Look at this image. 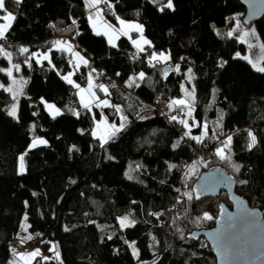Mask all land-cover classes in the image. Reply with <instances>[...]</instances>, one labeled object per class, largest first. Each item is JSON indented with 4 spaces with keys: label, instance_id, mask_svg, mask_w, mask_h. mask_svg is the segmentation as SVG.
<instances>
[{
    "label": "trees",
    "instance_id": "16d2710c",
    "mask_svg": "<svg viewBox=\"0 0 264 264\" xmlns=\"http://www.w3.org/2000/svg\"><path fill=\"white\" fill-rule=\"evenodd\" d=\"M109 2L117 16L143 25V36L152 48L145 46L147 51L138 53L132 40L140 34L133 31L129 36L121 35L117 46L107 49L90 35L85 0H23L19 6L6 0L8 10L17 18L0 44L12 53V63L21 65L28 81L20 98L19 123L7 115L14 102L11 95L0 89V264H9L14 257L10 243L19 241L25 214L31 225L29 234L38 238L39 246L47 252L55 244L63 264H217L200 233L215 226L223 204L232 208L230 198L222 193L215 199H195L200 176L217 168L235 180L237 195L264 211V74L257 73L246 60L233 59L237 52L245 56L247 46L226 35L234 16L242 13L244 21L246 11L240 0H173L175 11L165 9L163 13L159 7L166 0ZM99 7L105 20L118 28L112 10L105 4ZM252 26L264 44V18ZM56 40L71 42L89 65L81 64L77 69L74 63L69 64L72 56L59 51L52 52L55 69L47 61L42 62L43 67L35 60L31 68L25 65L21 47L30 53L46 52ZM152 51L170 52L169 64L179 65L180 73L171 71L165 77L168 65L150 67L147 53ZM222 60L228 61L224 68L218 66ZM8 64L0 56V67ZM93 68L97 70L92 73L98 77L96 83L109 88L111 96L107 98L123 109L129 121L126 129L103 147L91 135L92 113L81 108L77 89L62 79L73 72L74 81L85 87ZM188 68L196 77L193 116L201 126L208 125L203 143L191 140V147L185 145L188 137L182 139L177 131L180 124L171 122L168 115L185 117L179 111L169 112L163 99L182 98L180 84L186 81ZM139 72L145 73L140 87H127L129 77ZM94 90L100 99L106 98ZM41 97L64 115L53 120L40 103ZM70 108L81 112L79 119L72 116ZM102 112L110 123H120L114 109L93 107L97 119ZM33 123L34 133L30 131ZM248 131L258 141L251 151ZM191 135L201 136L202 127H193ZM34 136L45 138L48 145L28 152L26 171L19 174V157ZM228 136H232L231 162L215 155ZM73 145L78 150L72 149ZM203 151L207 158L190 171L200 160L194 152ZM109 156L114 159L109 160ZM170 164L176 167L170 169ZM233 164L240 166L239 172ZM137 165L141 167L137 169ZM130 166L132 180L125 176ZM186 192H193L192 201L182 195ZM180 205L182 216L176 211ZM205 212L214 219L198 222ZM125 215L136 224L122 230L117 218ZM66 226L71 230L65 231ZM125 241L135 242L139 259Z\"/></svg>",
    "mask_w": 264,
    "mask_h": 264
},
{
    "label": "snow or ice",
    "instance_id": "6c2138e0",
    "mask_svg": "<svg viewBox=\"0 0 264 264\" xmlns=\"http://www.w3.org/2000/svg\"><path fill=\"white\" fill-rule=\"evenodd\" d=\"M150 2L155 3L156 0H150ZM12 3H14L16 6H19L23 3V0H12ZM105 4L107 7L112 10V15L115 16L116 21L119 25V28H116L113 24L108 23L107 21L103 22V28L104 31H101L97 28L96 21L101 19V13L102 9L99 7V5ZM85 6L88 8L90 14H89V21L91 24V27L93 29V32L97 36H107L108 37V43L112 47H116L115 40L119 38V35H125L128 36L129 32L135 31L140 34L139 39L132 40L133 46L137 49L138 53H145L147 49L144 46H147V48H152L153 45L151 41H149L147 38L143 36L144 27L142 24L134 23L125 21L120 16H117L114 11V6L109 2V0H85ZM165 9L175 11V7L173 4V0H166V3H162L159 7V11L163 13ZM94 10V11H93ZM0 13H3V15H0V21H4V23H0V41H4L7 38V34L9 33L13 22L16 20V15L8 10L6 0H0ZM138 14V13H137ZM232 19H236L233 17ZM72 24L75 25L76 21L73 20ZM213 30L215 31L217 36H220L221 33L219 30L216 29L215 25H212ZM241 32V26L239 21H236V24L233 28H231L227 32V37L229 38H235L240 43H244L246 38L249 36H256V32L254 29L251 31H243L240 35H236L237 33ZM79 35V33H77ZM131 38V37H129ZM258 39V37H257ZM143 45V46H142ZM253 47V45L249 44V48ZM260 48L264 50V44L260 45ZM53 51H59L61 53H68L70 54L76 61L79 63H76L74 66L78 69L80 65L88 66L89 61L81 55L79 51L75 50L74 45L71 42L68 41H62V40H56L53 42L52 47L49 48L46 52H31L26 47H21L19 49V52L21 55H26V59L24 61L25 65H27L29 68L32 67V60H35L37 64H40L41 67H43V61H47V63L55 69V64L53 63ZM148 55V64L150 67L155 68L160 63L168 64L171 60V53L168 52H155L152 51L150 53H147ZM0 56H3L5 59L9 62V67L3 68L0 67V73H4L7 75V77L11 80V84L5 85L0 84V89H4L5 92H8L11 95L12 100L14 103L12 104L11 108L7 111V115L14 120H16L18 123L20 122V116H19V100L18 97L24 95L23 92V86L27 83V80L24 79V77H20V79H16V77L13 75V72L19 73L21 71V65L17 63H12V53L8 52L5 47L0 44ZM183 59V57H181ZM233 59H243L246 60L251 67L257 72L264 74V61H253L248 56H241L239 52L235 54ZM228 63L226 60H222L219 63L220 68H224L225 65ZM69 64L72 65L73 61L69 60ZM176 73H180L181 69L179 65H175L173 69ZM96 69H91V71L88 73L87 76V87H81L79 83H76L72 76L74 73L69 72L62 76V79H64L69 85L76 88L77 96L79 97V104L81 108L86 110L89 113H92V119L94 123V128L91 132V135L93 138H96L100 141V146L103 147L105 144H107L110 140H113L120 132L124 131L126 127L128 126V117L127 115L123 114V109L116 104L111 103L109 99H100L96 91L94 89H98L100 92H103L106 97H110L111 93L109 92V88L104 85L103 83H95V79L98 77H93L92 73H95ZM99 75H103V73H100ZM116 75H120V73H117ZM165 77L167 76V72H165ZM195 74L193 73L191 68L187 69L186 73V79L189 85H191V88L187 87L184 83L180 84V89L182 92H184L183 98H173L165 102L166 107L168 108L169 112L172 111H179L182 113V115L185 118H178L177 115H168V118L171 122H176L182 125V127L186 130L183 132V136L181 137H188L189 139L195 141L196 143H203V137L207 136L208 131V125L205 122L202 126L199 121L195 119L193 116V112L195 111V103H196V87L193 81L195 80ZM145 79V73L139 72L137 75L129 77L128 81L126 82V86L131 88L133 86L139 88L140 83L143 82ZM112 87H115L113 84ZM215 91V90H213ZM40 103L44 105L45 110L49 113L51 118L53 120L57 119L60 116L64 115V112L57 108L54 104L48 103L43 97L40 98ZM93 107L96 108H112L114 109V112L119 114L120 123H109L108 118L106 115L103 114V112L100 114V118H96V114L93 113ZM68 111L74 116L76 119H79L81 116V112L76 109H68ZM167 114V113H166ZM33 116L37 115V113L33 112ZM141 120L146 119V117L140 116ZM189 119L192 120V123L189 124ZM220 119H223V114H221ZM193 127H202V135L201 136H193L191 135L192 128ZM30 131L33 133L36 131V125L33 123L30 127ZM80 134H84V130L80 129ZM248 137H249V143H248V150L251 151L256 145H257V137L252 131H248ZM219 139V137H216ZM231 144H232V136H228L225 140L221 141V147L216 148L215 155L221 160V161H227L231 162ZM48 141L40 136H34L31 140V143L28 145L27 150L19 157L20 160V168L19 173L24 174L25 172V166H24V159L25 156L28 155V152L40 147V146H47ZM178 147V143L173 145V148ZM72 149H75V145L72 146ZM78 150V149H75ZM109 160L114 159L113 157L109 156ZM203 157L200 158L199 161L194 163L190 166L191 169H194L196 167L197 163H203ZM206 166V165H205ZM234 170L239 172L240 166L239 165H232ZM141 166L137 165L136 168L139 169ZM176 165L170 164L169 168H174ZM131 166L129 172H125V176L127 179L132 180L134 177L130 174L131 172ZM72 184H75V180H71ZM241 183H245V181H241ZM202 188L207 187V183L205 185L201 186ZM176 191H180L177 189ZM33 195H36V193H33ZM182 195L187 197V200L190 202L193 200V192H186ZM195 199H200V193L197 191L195 194ZM180 203L181 201H177ZM135 203V201H133ZM25 205L27 206V202H25ZM223 209V206H221ZM223 215V212H222ZM257 216V213L253 211H249L243 206V202H241V212L238 214L237 217H232L231 215L228 216V220L231 221V223H228L226 226H224L218 233L213 234L214 238L216 240V246L218 250L219 256L224 261H232L237 257H255L259 259L260 257H264V248H260L256 245L254 241V237L249 236L245 240L241 241L239 236L237 235L240 226L241 225H251L255 223V217ZM214 217L210 215L209 213L205 212L202 217H198V222L201 220H207L211 221ZM24 220L27 221V215L25 214ZM117 222L120 225V228L126 229L129 227H134L136 224L135 220H132L129 218V215H125L122 217L117 218ZM95 223V222H91ZM31 225H27L24 227V231L27 232V229L30 228ZM65 231H70L71 229L67 226L64 229ZM103 230V228H101ZM39 235V234H37ZM33 239V236L31 234H28L26 236L19 237V242L21 246H23L27 241H31ZM108 239L111 240L112 236H108ZM155 239V238H153ZM103 242V240L101 241ZM129 245L130 248L133 250V255L139 259V250L135 247V242L129 243L128 241H125ZM57 246H53L50 251H55ZM12 254L14 256V260L10 261L9 264H33V261H36L37 264H40L41 261H47L50 258L47 256H43L39 248L34 249L31 252H20L17 251L15 248L11 249ZM56 259H60V254L58 251H55ZM39 258V260L37 259ZM61 264L63 262L61 261Z\"/></svg>",
    "mask_w": 264,
    "mask_h": 264
},
{
    "label": "water",
    "instance_id": "95a60500",
    "mask_svg": "<svg viewBox=\"0 0 264 264\" xmlns=\"http://www.w3.org/2000/svg\"><path fill=\"white\" fill-rule=\"evenodd\" d=\"M159 1L161 0H156V2ZM240 3L246 11L244 24L247 27L257 24L262 18H264V0H240ZM174 67V64L166 67L164 73L174 71ZM205 183H207V187L202 188L201 186L205 185ZM195 187L200 193V197L203 198L215 199L219 198L222 193H226L232 204V208L223 204V209H220L215 226L212 229L200 233V235L204 237L206 243L210 246L217 264H264V257H260L259 259L255 257H237L232 261H224L218 254L216 240L213 235L218 233L228 223H231V221L228 220L229 215L234 218L238 216L241 212V202H243L244 208L257 213V216L255 217L254 224L241 225L237 235L241 241L252 236L254 237L256 245L260 248H264V211L252 207L246 199L237 195L235 180L220 168L203 173L198 179Z\"/></svg>",
    "mask_w": 264,
    "mask_h": 264
},
{
    "label": "rangeland",
    "instance_id": "374dc122",
    "mask_svg": "<svg viewBox=\"0 0 264 264\" xmlns=\"http://www.w3.org/2000/svg\"><path fill=\"white\" fill-rule=\"evenodd\" d=\"M0 15H3V14H0ZM242 16H243V14L241 13V14H238V15H236V16H234L236 19H234L233 20V26L231 27V28H233L234 26H235V24H236V21L238 20L239 21V23H240V26H241V32L240 33H237L236 35H240L243 31H251L252 29H254L255 30V32H256V36L255 37H253V36H249L248 38H246V40H245V42H244V44L247 46V53H246V55L245 56H248L249 58H251L253 61H264V50H262L261 48H260V45H262V42H261V39H260V36H259V34H258V31H257V28L255 27V26H251V27H247L245 24H244V21H243V19H242ZM0 23H4V21H0ZM97 28L99 29V30H101V31H104V28H103V24H100L99 26H97ZM230 30V29H229ZM90 35L93 37V38H96V39H98V40H104L105 41V46H107V47H111L110 45H109V43H108V37L107 36H104V35H101V36H97V35H95L94 34V32H93V30L90 32ZM120 36L121 35H119V38H120ZM257 37H258V39H257ZM118 38V39H119ZM118 39H116L115 40V44H117V41H118ZM249 44H251V45H253V47H251V48H249ZM68 54V53H67ZM68 55H70V54H68ZM241 56H243V55H241ZM73 58V57H72ZM73 63H74V65L76 64V63H79L78 61H76L74 58H73ZM169 63H170V61H169ZM166 64V65H168V66H170L171 64ZM162 64H165V63H163L162 62ZM10 65L8 64L6 67H4V68H7V67H9ZM81 66V65H80ZM73 73V72H72ZM2 74H4V73H2ZM13 75L16 77V79H20V77H24V79L25 80H27L28 81V76L26 75V74H24L23 72H22V70L19 72V73H16L15 71L13 72ZM72 79H73V76H72ZM74 80V79H73ZM95 83H96V80H95ZM0 84H5L6 86L7 85H9V84H11V80L7 77V75L6 74H4V77H2V76H0ZM27 84V83H26ZM26 84L23 86V92H24V90H25V86H26ZM184 84L187 86V87H189V88H191V85H189L188 84V82H187V79H186V81L184 82ZM81 87H84V86H81ZM85 87H87V85L85 86ZM183 93V95H182V98L184 97V92H182ZM23 96V95H22ZM22 96H19L18 97V100H19V104H20V98L22 97ZM104 99H109V98H104ZM110 100V99H109ZM14 103V102H13ZM109 122V121H108ZM110 123V122H109ZM207 153H206V151H203V152H199V154H198V158L200 157H203V159H206L207 158ZM21 156V155H20ZM199 158V159H200ZM198 161V160H197ZM24 166H25V171H26V165H25V159H24ZM19 168H20V160H19V163H18V172H19ZM25 173V172H24ZM20 174V173H19ZM183 214H184V211H183ZM183 214H177L178 216H182ZM27 226V221H25L24 219H23V223H22V225H21V235L22 236H26V235H28L29 234V232L27 231V232H25L24 231V227H26ZM55 244H53L49 249H48V251L49 252H47V249H44V248H42V247H40L39 245L38 246H36V248H39L40 249V251H41V253L43 254V256H47V257H49L50 259L48 260V261H61L62 259H61V254H60V251H59V249L56 247V249H55V251H58L59 252V254H60V259L59 260H57L56 259V256H55V251H50V249H52L53 248V246H54ZM56 246V245H55ZM35 248V249H36ZM15 258L13 257V258H11V260L10 261H12V260H14ZM33 263H34V261H33Z\"/></svg>",
    "mask_w": 264,
    "mask_h": 264
},
{
    "label": "built area",
    "instance_id": "2783aa9c",
    "mask_svg": "<svg viewBox=\"0 0 264 264\" xmlns=\"http://www.w3.org/2000/svg\"><path fill=\"white\" fill-rule=\"evenodd\" d=\"M130 54V52H128ZM165 101H168L167 99L163 98ZM74 108H78V105L77 104H73L72 105ZM177 131L183 135V132L185 131V129L182 127V126H177ZM186 142H185V145L188 146V147H191L192 144H191V139H187L185 138ZM221 147V144L219 145ZM196 155L197 152H194ZM176 211H177V214H183V207L180 205V206H177L176 207ZM40 244V240H38V238H35L31 241H27L23 246H21L20 242L19 241H14V242H11L10 243V249H13L15 248L17 251H20V252H31L33 251L36 246H38ZM12 252V251H11Z\"/></svg>",
    "mask_w": 264,
    "mask_h": 264
},
{
    "label": "crops",
    "instance_id": "0c3cea01",
    "mask_svg": "<svg viewBox=\"0 0 264 264\" xmlns=\"http://www.w3.org/2000/svg\"><path fill=\"white\" fill-rule=\"evenodd\" d=\"M101 8V7H100ZM104 21H106L105 20V17H104V15H103V12L101 13V19H99V20H97L96 21V23H97V26H99L100 24H103V22ZM119 28V27H118ZM93 29H92V27H91V31H92ZM131 32H133V31H131ZM131 32H129V34L131 33ZM129 36V35H128ZM80 40H81V37L79 38V40H78V42H79V44L81 45V42H80ZM101 40V39H100ZM104 44H105V41L104 40H101ZM82 46V45H81ZM143 46V45H142ZM107 47V46H106ZM145 47V46H144ZM109 47H107V49H108ZM78 91V90H77ZM78 102H79V97H78ZM27 225H29L28 224V222H27ZM27 231H28V229H27ZM19 237H22V235H21V232H20V235H19Z\"/></svg>",
    "mask_w": 264,
    "mask_h": 264
}]
</instances>
